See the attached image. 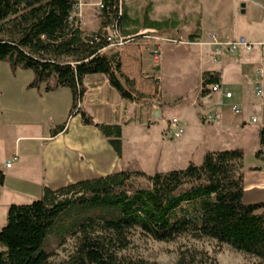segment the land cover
<instances>
[{
    "label": "crops",
    "instance_id": "0c3cea01",
    "mask_svg": "<svg viewBox=\"0 0 264 264\" xmlns=\"http://www.w3.org/2000/svg\"><path fill=\"white\" fill-rule=\"evenodd\" d=\"M166 22L149 19L142 28L131 29L121 37L132 41L108 53L117 54L121 73L133 81V91L144 100L135 103L120 98L102 74L83 80L85 93L79 111L94 123L120 126V159L97 128L84 125L79 113H71L69 89H30V70L18 68L13 72L7 62L0 61V174L4 177L0 186V229L7 222L11 205L39 200L45 187L56 190L129 171L136 162L146 169L139 171L147 175L165 173L184 169L190 163L199 165L206 153L230 149L243 153V202L264 203V161L255 157L259 129L264 124V46L258 47L264 40L250 31L242 33L235 23L229 30L201 27L185 39L181 34L169 38ZM80 27L84 34L97 31L85 30L81 23ZM208 33H217L224 40L243 37L255 47L250 52L242 48L231 54L223 52L216 63L210 46L191 44L204 41ZM156 48L158 61L153 55ZM171 65L180 70L171 74ZM257 68L261 69V97L255 94ZM205 73L218 74L221 89L211 92L209 86L208 93L201 96ZM172 76L178 78L173 87L167 79ZM225 93H231V98L226 99ZM233 106L240 110L238 115L231 111ZM210 115L218 121L207 122ZM252 118L257 122L252 123ZM172 119H177L183 130L177 138ZM60 126L63 130L52 136V129ZM233 134H238L240 141H230ZM126 141L133 144L128 156L124 151ZM8 163L10 167H6ZM258 213L264 214V208Z\"/></svg>",
    "mask_w": 264,
    "mask_h": 264
},
{
    "label": "trees",
    "instance_id": "16d2710c",
    "mask_svg": "<svg viewBox=\"0 0 264 264\" xmlns=\"http://www.w3.org/2000/svg\"><path fill=\"white\" fill-rule=\"evenodd\" d=\"M101 24L84 34L75 17V0H0V61L11 71L30 70V89H69L71 113L97 128L121 158L120 126L97 124L79 111L88 75L102 74L120 98L139 103L133 81L121 73L117 54L109 55L107 29L118 31L127 14L119 0H101ZM155 24V23H151ZM193 38V37H192ZM219 75L205 73L201 96L218 84ZM64 126L52 129L55 136ZM264 161V124L259 150ZM4 177L0 174V186ZM144 180V186L139 181ZM243 153L240 149L206 153L199 165L147 175L123 170L56 190L43 189L29 204L11 205L0 229V264H49L47 237L59 229L61 240L75 246L59 264H148L123 258L132 231L159 242L181 235L227 244L234 251L264 262V203L243 202ZM176 264H216L206 255L181 257Z\"/></svg>",
    "mask_w": 264,
    "mask_h": 264
},
{
    "label": "rangeland",
    "instance_id": "374dc122",
    "mask_svg": "<svg viewBox=\"0 0 264 264\" xmlns=\"http://www.w3.org/2000/svg\"><path fill=\"white\" fill-rule=\"evenodd\" d=\"M75 2L74 15L81 21L82 28L98 30L101 24L99 0H75ZM119 3L120 8L127 13L126 20L118 25L121 37L131 29L142 28L144 22L149 19H159L167 21L166 26H169V29L165 34L169 38H177V34H181L185 39L198 33L201 27L204 30H229L235 23L236 29L242 33L247 34L246 32L250 31L253 36L264 40V0H119ZM240 10L243 12L240 13ZM111 29L108 27V35H112ZM174 29L176 31H173ZM171 68V74H175L179 67L174 68L171 65ZM167 79L173 87L174 81L178 78L172 76ZM230 141H240L238 134H233ZM132 148V143L124 142L126 156ZM135 164L136 167H130L129 171L146 170L140 162ZM145 184L146 181H139L140 186ZM57 230L59 229H55L47 237L45 243V250L49 253V264H59L67 260L75 246L74 238L69 235L63 241H59L61 235ZM129 241V246L120 252L119 256L140 259L148 264H176L181 257L192 255L197 257L206 255L216 264H264L256 257L234 251L227 244L218 245L214 240L193 239L189 235H181L172 242H159L138 231H132Z\"/></svg>",
    "mask_w": 264,
    "mask_h": 264
},
{
    "label": "built area",
    "instance_id": "2783aa9c",
    "mask_svg": "<svg viewBox=\"0 0 264 264\" xmlns=\"http://www.w3.org/2000/svg\"><path fill=\"white\" fill-rule=\"evenodd\" d=\"M98 7L100 8V10L102 9L101 2L98 4ZM161 40H162V42H167V43H172V44H176L179 42V41L170 40V39H161ZM129 41H132V39H128V40L122 39L121 36L119 35V33L117 32V30H115V29H113L112 35L107 37V42L109 43L110 48L121 47L124 44L128 43ZM191 44L210 46L214 51V59L213 60L216 63H219L218 58L223 52H227V53L231 54V53H235L237 50H239L241 48L247 52H250L255 47V44L249 43L243 37H239V38L234 39V40H224L217 33H208L205 36L204 41L195 40ZM259 46L263 47L264 45H258V47ZM153 55H154L155 61H158L159 54H158L157 48L153 50ZM260 73H261V69L257 68L255 70V75L257 77V82L255 84V94L257 97H261L263 95L262 83H261V80L258 79L260 76ZM220 89H221V86L219 84H214V85L210 86L211 92H218ZM231 96H232L231 93H225V95H224V97L226 99H230ZM231 111L236 115H238L240 113V110L235 106H233L231 108ZM206 121L216 123L218 121V117H216L215 115H210L206 118ZM251 122L256 123L257 119L252 118ZM171 125L175 129V131L173 133L174 137H176V138L179 137L183 133V130L179 127V121L177 119H172ZM6 167H10V163H8Z\"/></svg>",
    "mask_w": 264,
    "mask_h": 264
}]
</instances>
